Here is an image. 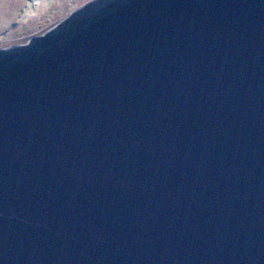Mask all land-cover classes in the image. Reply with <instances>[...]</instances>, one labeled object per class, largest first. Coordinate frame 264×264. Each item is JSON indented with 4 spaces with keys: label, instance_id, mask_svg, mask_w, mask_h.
I'll list each match as a JSON object with an SVG mask.
<instances>
[{
    "label": "water",
    "instance_id": "obj_1",
    "mask_svg": "<svg viewBox=\"0 0 264 264\" xmlns=\"http://www.w3.org/2000/svg\"><path fill=\"white\" fill-rule=\"evenodd\" d=\"M0 264H264V0H93L0 50Z\"/></svg>",
    "mask_w": 264,
    "mask_h": 264
},
{
    "label": "rangeland",
    "instance_id": "obj_2",
    "mask_svg": "<svg viewBox=\"0 0 264 264\" xmlns=\"http://www.w3.org/2000/svg\"><path fill=\"white\" fill-rule=\"evenodd\" d=\"M93 0H0V50L25 46Z\"/></svg>",
    "mask_w": 264,
    "mask_h": 264
}]
</instances>
